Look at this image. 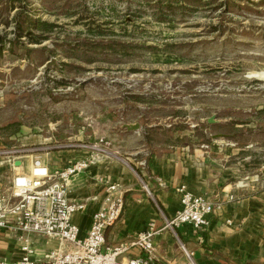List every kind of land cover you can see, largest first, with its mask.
Returning a JSON list of instances; mask_svg holds the SVG:
<instances>
[{"label": "rangeland", "instance_id": "374dc122", "mask_svg": "<svg viewBox=\"0 0 264 264\" xmlns=\"http://www.w3.org/2000/svg\"><path fill=\"white\" fill-rule=\"evenodd\" d=\"M81 131L107 157L218 141L264 166V0H0V151Z\"/></svg>", "mask_w": 264, "mask_h": 264}, {"label": "crops", "instance_id": "0c3cea01", "mask_svg": "<svg viewBox=\"0 0 264 264\" xmlns=\"http://www.w3.org/2000/svg\"><path fill=\"white\" fill-rule=\"evenodd\" d=\"M80 133V137L46 147L45 153L34 158L41 159L51 170L68 167L86 157V152L78 146L85 143L84 133ZM37 142L47 145L49 141ZM206 146L160 143L150 151L140 143L131 149L128 158L105 157L77 177L71 186L70 199L85 205L75 216L81 236L88 233L92 215L101 207L106 181L121 185L125 197L121 219L106 234L107 244L113 247L145 231L150 221L163 228L162 213L168 219L176 216L181 210L177 189L186 185L196 195L222 202L224 209L212 217L211 226L203 233H196L190 225L180 226L175 233L171 229L163 230L156 237L157 258L169 264H182L185 257L181 245H184L195 253L198 264H264V166L250 162V157L238 158L240 149L232 150V144L215 141ZM0 148H3L1 142ZM32 160V156L0 157V193L11 188L17 175L30 172ZM256 177H259L257 182ZM230 196L235 197V202L227 203ZM96 197L98 200H94ZM158 208L162 213L158 214ZM227 220H232L234 226L227 225ZM26 238L33 242L36 258L40 260L59 245L36 235ZM42 239L48 240L45 246L40 245ZM137 254L131 251L122 258L127 260ZM23 256L20 236L0 230V258L19 260Z\"/></svg>", "mask_w": 264, "mask_h": 264}, {"label": "built area", "instance_id": "2783aa9c", "mask_svg": "<svg viewBox=\"0 0 264 264\" xmlns=\"http://www.w3.org/2000/svg\"><path fill=\"white\" fill-rule=\"evenodd\" d=\"M78 146L86 152V157L59 170H51L41 159L32 157L30 172L17 175L9 193L0 195V230L18 234L24 253L19 260L0 258V264H169L157 258L156 237L165 229L174 232L182 225H190L196 233H203L211 226L212 217L224 209L222 202L196 195L182 185L177 189L181 210L172 219L163 214V228L156 221H150L145 231L113 247L107 244L106 234L121 219L125 197L121 185L106 181L101 207L92 215L88 233L82 237L75 216L85 205L71 201V186L77 177L107 157L108 152L101 145ZM4 155L11 156L10 152L0 151V156ZM145 190L151 195L147 185ZM235 200L230 196L227 203ZM227 225L232 227L234 222L227 220ZM29 235L55 240L59 246L45 255L44 260L37 259L33 242L26 238ZM181 248L185 257L182 264H198L194 252L184 245ZM131 251L138 254L127 260L122 258Z\"/></svg>", "mask_w": 264, "mask_h": 264}, {"label": "trees", "instance_id": "16d2710c", "mask_svg": "<svg viewBox=\"0 0 264 264\" xmlns=\"http://www.w3.org/2000/svg\"><path fill=\"white\" fill-rule=\"evenodd\" d=\"M26 0H9V3L10 4H13V3H19L20 5L25 2ZM174 1V0H172ZM175 1H178V0H175ZM248 264H252V263H248Z\"/></svg>", "mask_w": 264, "mask_h": 264}, {"label": "water", "instance_id": "95a60500", "mask_svg": "<svg viewBox=\"0 0 264 264\" xmlns=\"http://www.w3.org/2000/svg\"><path fill=\"white\" fill-rule=\"evenodd\" d=\"M210 124H213V123H215L216 121H215V118H210L209 119V121H208ZM136 129H137V127H135ZM136 129H134V130H136ZM220 136H215V138H219Z\"/></svg>", "mask_w": 264, "mask_h": 264}]
</instances>
